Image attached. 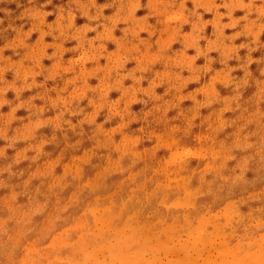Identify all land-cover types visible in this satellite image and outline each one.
Listing matches in <instances>:
<instances>
[{"label": "rangeland", "instance_id": "obj_1", "mask_svg": "<svg viewBox=\"0 0 264 264\" xmlns=\"http://www.w3.org/2000/svg\"><path fill=\"white\" fill-rule=\"evenodd\" d=\"M52 31L55 38L48 36ZM242 42H248L247 49ZM249 50L253 54L238 79L252 89V106L263 114L264 0H0V264L135 261L96 250L113 236L107 220L113 206L144 180L139 162L124 163V158L160 139L164 159L175 163L170 179L178 164L186 174L200 167L228 125L223 116L231 114V108L218 105L216 124L206 119L216 87L229 94L236 110L241 105L239 82L224 81L220 64L243 60ZM222 53L230 59H221ZM200 68L214 71L207 84L194 73ZM180 75L186 85L157 100L168 86L180 84ZM242 124L234 120L236 133L242 134ZM190 129L197 143L182 138ZM126 137L134 139L131 150H121ZM225 143L230 152L236 150L229 139ZM239 147L237 166L223 173H253L252 188L264 198L259 171L264 158L258 149ZM171 150L179 153L178 161L169 158ZM210 165L204 172L211 176ZM154 175L161 185L168 181L162 169ZM143 191L151 189L145 184ZM235 191L226 197L235 201L231 206L220 201L207 211L214 233H188L178 239L180 247L189 246L186 252L146 251L144 260L177 264L186 257L193 264L211 259L209 264H218L216 249L226 238L236 244L263 239V220L253 218L256 230L243 235L235 229L238 224L226 220L244 195ZM210 195L222 197L218 191ZM91 201L93 215L85 209ZM186 206L188 213L194 211L195 206ZM92 251L91 258L84 256ZM251 264H264V258Z\"/></svg>", "mask_w": 264, "mask_h": 264}, {"label": "bare ground", "instance_id": "obj_2", "mask_svg": "<svg viewBox=\"0 0 264 264\" xmlns=\"http://www.w3.org/2000/svg\"><path fill=\"white\" fill-rule=\"evenodd\" d=\"M174 5L179 4L175 3ZM232 11L235 12L234 9H232ZM81 18L83 19V23H86L87 26L92 24L84 14ZM127 28L128 26H125L123 30ZM189 28H191V25H189ZM56 33L57 31H52V34L48 36L55 38ZM120 35L122 36V34ZM247 44L248 42H242L240 46L245 50L248 47ZM258 48L259 45L255 49ZM222 54L221 59H230L227 57L229 53ZM252 54L253 51L249 50L248 54L243 57V60H232L228 65L225 63L223 65L222 63L220 64V69L225 71L226 79H224V81L234 79V81L239 82V84L236 83V87L237 92L241 94V105L238 107L240 110H236L234 102L229 98V94L224 89L222 90L221 87H216L217 95L213 96V101H211L209 105L211 108L209 111H211V113L206 116V119L209 120L210 117H212L211 122L216 124L213 117H217V114L220 116V111L217 112V110H219L218 105L225 104L228 110L231 108V114L229 117L223 116L222 122H226L228 125L223 129L222 136L211 146L214 154L212 153L210 158L206 157L200 167L192 171L190 170L191 174H186L181 171V164H178V166L175 167L177 168V176H172L170 179L173 173L171 169H174L175 163L171 160L168 162L164 159V149L159 147L161 144L162 147H164V141L160 139L159 141L155 140L152 147L147 148L146 146H142L135 148L133 152L130 153L132 155L124 158V163L139 162V166L143 171L144 180L137 190L128 192L125 199L117 201L113 206L111 214L107 218V220L110 221L109 230L110 228L112 229L111 235L113 236L110 239L109 237L108 239L106 238L108 241L100 243L96 250L109 252L111 256L115 258L119 256L118 258L122 257V259H124L130 256V259L131 257L135 259V261L131 260V264H150L144 260L145 257H143L146 251L161 253L167 250H183L186 252L187 249H190L189 246L186 247L182 245V247H180L179 245L181 244L178 242V239L188 233H194L193 235H196L197 233L195 232L197 230L208 235L214 233L216 225L208 219L205 220L206 213L208 210L210 211L215 208L214 205L218 204L220 201L221 203L227 202V204H229L228 206H231V203L235 201L231 202V200L226 197L230 190L233 189L236 190L235 192H244L240 204H235L232 207L233 212L226 206V209L229 210L228 212H232V214L226 213V220L233 223V225L238 224L237 226L234 225L235 229L238 230V234L243 235L246 230L253 227L251 223L253 218H258L264 222V198H260L259 189L252 188L253 186L250 180L253 173H241L238 175L240 172L237 169L230 172L226 170L223 173L226 167L237 166L235 154L241 145L247 146L250 149H258L264 158V113L258 114L255 112V107L252 106L253 103H251V98L253 97L252 89L246 87L245 83L238 79L242 67L247 64V59L251 58ZM263 54L264 51H262V53L260 52L261 57ZM202 57L203 54L200 55L201 59ZM181 71L183 72L184 69ZM213 72V70L205 71L203 68L194 70V73H200V79H202L201 81L204 84H207L209 79H213ZM183 74L184 73H182V75ZM182 75H180V84L178 86H168L165 92L161 93V96H158L156 99L160 100L167 94L175 95L178 93V90L186 85V81ZM164 81H166V79H164ZM191 93L196 96L199 95L197 89L192 90ZM189 110L192 111L191 108H189ZM234 120L239 123L244 122V124H242V134L241 132L236 133L234 128H232ZM191 130L192 129L183 132L182 138L184 141L197 143L199 138L195 137L194 130L193 132ZM233 131L237 135H234ZM228 139L232 142V146L238 143L237 141L233 143L234 140H240V145H236V150L233 152L229 151L231 149H226L228 143H225V141ZM133 141V138L126 137L124 146H122L121 150H131L129 147L132 146ZM174 142L175 144L177 143V141ZM117 144L118 143H116V145ZM180 145L186 146V143L183 142ZM170 146L171 145L168 147ZM178 154L177 151L171 150L169 158L178 161ZM188 164L194 166L195 163L194 161H190ZM207 165H210L211 168L214 169L211 176L206 175L204 172V168ZM260 166L261 169L259 171L264 173V163H260ZM159 169H162L167 175L168 181L165 182L167 183L166 187H164L165 183L162 185L159 184L158 178L154 175ZM145 184L151 189V192L148 194H145L143 191V186ZM208 191H218L222 195L221 199L218 200L212 195L208 196ZM93 202L94 201H91L85 206L89 215L94 214V211L91 210L93 208ZM208 203L212 205L206 207ZM186 205H188L189 208L190 205L195 206L194 211L188 213L185 210ZM239 221H242V223ZM248 224H251V226ZM250 230H256V228ZM255 240H253L254 243L252 241V244H250V240L245 244L242 242L240 243V241L236 244V242L229 243L228 238H226V243H224L226 245L216 249V262L218 264H251V261L255 262L262 260L264 258V238ZM88 244L93 245L94 243L92 241L88 242ZM195 247L199 248L200 246ZM93 253L95 254L96 251H92L90 255H86L85 253L84 256L91 258V256L94 255ZM201 253H203L202 250ZM87 257L83 258L82 262L87 263ZM215 259H213V262ZM192 262L191 259L185 257L181 261L179 260L177 264H193ZM211 262L212 259L207 264Z\"/></svg>", "mask_w": 264, "mask_h": 264}]
</instances>
